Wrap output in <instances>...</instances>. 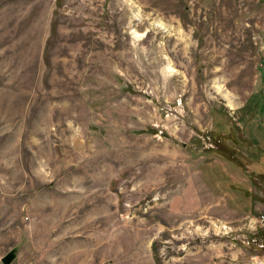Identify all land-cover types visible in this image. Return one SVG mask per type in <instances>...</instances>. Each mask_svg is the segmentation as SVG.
Here are the masks:
<instances>
[{
	"label": "rangeland",
	"instance_id": "374dc122",
	"mask_svg": "<svg viewBox=\"0 0 264 264\" xmlns=\"http://www.w3.org/2000/svg\"><path fill=\"white\" fill-rule=\"evenodd\" d=\"M257 145L264 0H0V264H264Z\"/></svg>",
	"mask_w": 264,
	"mask_h": 264
},
{
	"label": "trees",
	"instance_id": "16d2710c",
	"mask_svg": "<svg viewBox=\"0 0 264 264\" xmlns=\"http://www.w3.org/2000/svg\"><path fill=\"white\" fill-rule=\"evenodd\" d=\"M262 129L263 125H261V130ZM255 150L261 153L259 159L254 160L252 158H246L245 161L248 162L247 166L250 164L254 169L253 171L250 167H248L251 172L260 173V171H264V148H262V146L260 145H257ZM222 156H225L224 158H227L225 160L223 159V161L228 163V171L226 173L223 172V170L220 168L219 163L217 162V164L214 165L208 163L207 166H203L205 176H207L205 177V181L211 186L215 193H225L229 195L231 203L232 201L234 202L235 199L237 203H241V197L244 196V207H239L237 203L236 205L241 210H245L244 208L246 207L247 211H249L250 209L248 207L251 204L250 200L252 197L250 190L252 186V179L250 178L249 173L246 172V170L243 168V162H238L236 160L231 159L229 154ZM234 204L232 205L234 206Z\"/></svg>",
	"mask_w": 264,
	"mask_h": 264
},
{
	"label": "water",
	"instance_id": "95a60500",
	"mask_svg": "<svg viewBox=\"0 0 264 264\" xmlns=\"http://www.w3.org/2000/svg\"><path fill=\"white\" fill-rule=\"evenodd\" d=\"M16 258V249L9 252L6 256L3 257V264H11L13 260Z\"/></svg>",
	"mask_w": 264,
	"mask_h": 264
},
{
	"label": "built area",
	"instance_id": "2783aa9c",
	"mask_svg": "<svg viewBox=\"0 0 264 264\" xmlns=\"http://www.w3.org/2000/svg\"><path fill=\"white\" fill-rule=\"evenodd\" d=\"M262 219L264 220V215H263V218Z\"/></svg>",
	"mask_w": 264,
	"mask_h": 264
}]
</instances>
